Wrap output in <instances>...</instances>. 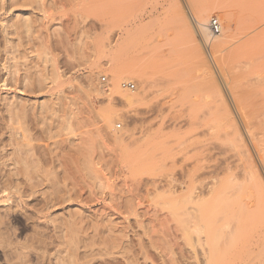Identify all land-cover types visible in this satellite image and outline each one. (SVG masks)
<instances>
[{"label": "rangeland", "instance_id": "374dc122", "mask_svg": "<svg viewBox=\"0 0 264 264\" xmlns=\"http://www.w3.org/2000/svg\"><path fill=\"white\" fill-rule=\"evenodd\" d=\"M136 1L133 8L132 5L130 6L132 9L127 6V10H124L125 8L122 10H71L68 6L64 5L63 8L60 5V7L41 11L33 8L34 4L30 8L27 6L25 9H22L23 7L15 9L28 11V16L31 14L29 17L31 30L29 28L28 37H26L28 38V94H24L25 102L22 99L16 101L18 106L21 104L26 110L27 116L22 123L26 125L21 124V127L27 128L28 146L24 144L27 141L24 142L15 135L18 130L7 129L6 132L7 127L1 124V131L6 133L2 132L0 136V172L6 175L4 179L11 175L13 184L17 185L18 189L15 188L13 196L23 197L27 199L26 202L28 201L25 214H23L24 211L20 212V209H16L14 213L16 220H12L14 221L12 232L15 237L11 234L14 241L18 238L17 243L18 241L28 242L27 251L23 250L28 254V258L26 254L24 257L28 264H56L59 259L57 256L60 260L67 257L66 253L69 252L67 248L73 253L78 250L76 259H81H77L76 262L79 264H97L98 262V264H105L103 261L106 260L111 264H115L113 260H124L123 264L127 262L129 264H203L200 247L197 246L195 251L192 250L193 248L187 243V235L190 233H184L182 226L177 224L175 217H172L171 206L174 201L171 202L172 195L168 196L171 189L169 187L168 191V185H165L163 180L168 168L162 167L158 162L157 165L153 160V163L150 162L151 164H147L148 167L146 165V168H143L141 159L137 160L138 157L141 158L138 152H141L140 130L145 109L139 103L124 106L117 101L114 89L112 91L115 81L113 71L118 66L127 67L121 73L118 84L123 81L135 84L134 91L121 88L120 90L130 94L141 92L142 85L137 78L138 75L146 76L151 81V87L147 93L149 102H153L155 100L153 97L160 94L167 99L172 98L171 103L177 105L176 108L182 106L181 109L184 112L193 109L191 113L196 111L204 115L208 113V108L211 112L218 104L219 93L217 90L213 91L215 88L211 84L206 85L207 88L210 86L211 90L205 88L204 84L208 81L204 79L207 76L202 78L200 69L191 61L189 37H182L179 34L176 36L178 32L170 4L174 8L175 5L181 6L192 20L195 10L190 3L186 0ZM158 3H162L161 6ZM204 3H207L209 7L208 23L211 18H216L221 25L220 34L217 36L229 33L232 40L237 35L238 28L236 26L237 29L232 28L237 33L232 29L223 28L221 21L223 16L238 20L255 9L250 5L251 3L248 5L247 2L243 3L244 5L237 4L240 7L234 5L231 7L229 4L230 8H228L226 5L228 3L232 5V0L231 2L205 0ZM0 17L1 20L2 16ZM233 32L236 33L235 36L230 35ZM210 36L213 37L211 33ZM211 64L214 79L217 80L222 91L225 89L224 81H228L226 79L231 74L228 75L229 66L223 67L225 70L223 68L218 70L216 65ZM131 67H135L133 74L137 78L126 77L131 73L126 70ZM55 72L59 75L56 79ZM41 75L48 78L43 90L37 87V81L40 80ZM101 76L107 77V85L102 86ZM122 76L126 79L121 78ZM104 89L106 91L103 92ZM203 95L204 98L206 97L205 100ZM198 99H201V102ZM148 115L146 117L151 119L152 113ZM11 125L13 128L16 124ZM117 135H122L124 143L117 142L115 138ZM22 142H24L23 145ZM138 154L140 155L137 156ZM7 156L9 158L4 159ZM134 158L137 160L136 163ZM25 163L28 170L25 168ZM24 171L26 172L23 175ZM27 172L29 174L27 177H30L28 179L24 178ZM224 177L223 174L219 176L221 179ZM152 182L157 186H154ZM107 185L112 189L107 190L105 187ZM241 195H239L240 198L237 195L240 205L236 202L237 204L234 205L236 208L242 207ZM245 195L246 193L242 197ZM129 198L134 203L132 206L129 204L131 202ZM128 199L129 203L126 201ZM125 204L127 207L135 205V209L133 211L130 209V212ZM1 210L3 209L0 208ZM50 218L55 223L49 221ZM73 221L76 222L73 223ZM68 223H73L72 229ZM125 227L127 228L124 229ZM74 228L78 231H74ZM116 239L120 244L115 242ZM66 242L69 243V247H66L68 245ZM94 244L97 248L93 247ZM20 251L23 252L19 249ZM111 251L114 253L112 254ZM19 252L16 250V253ZM120 253H123L122 257L126 259H121V255H117ZM84 258L86 262H83ZM90 258H93V261ZM17 260L20 263L21 260ZM17 260L14 261L17 262ZM24 262L26 261L23 260L22 263Z\"/></svg>", "mask_w": 264, "mask_h": 264}, {"label": "bare ground", "instance_id": "6f19581e", "mask_svg": "<svg viewBox=\"0 0 264 264\" xmlns=\"http://www.w3.org/2000/svg\"><path fill=\"white\" fill-rule=\"evenodd\" d=\"M130 1L132 0H50L49 2L47 0H0V16H2V19L0 20V125L3 124L7 127L5 129L6 132L7 129L10 131L12 129L16 131L18 130L15 135L21 138L24 142L28 140V136L26 135V132H28L27 128L21 127L22 125H26L25 123L22 124L25 122L27 116L25 112L26 110L23 105L21 106L20 104V106H18L16 101L17 99H22L25 102L23 99L24 94H28V38L26 39V37H28L30 28L29 17L31 14L28 16V11L15 9L18 7H23L22 9H25L27 6L30 8V6L34 4L35 7H32L41 11L49 10V8L53 7L56 8V6L60 7V5L61 7L63 6V8L68 6L71 10H122V8L127 10V6L130 7L132 5L131 7L133 8V4L137 2L136 0H133L130 4ZM203 1L205 2V0H186V2L190 3V5L194 8H191V10H195V13L192 12L194 17H192V20H190L188 14L181 6L175 5L174 8V6L170 4V9L174 12L176 30L178 32L176 33V36L180 35L182 37H189L188 41L191 44L189 48L191 61L194 62L200 69L201 75L203 74L202 78L207 76L206 79H204V81H208L204 84L205 88H207L206 85L211 84L215 88L213 89L211 86L213 91L216 92L217 90L219 93V95L218 93H215V95H218V104L216 103V109L213 108L214 112L213 110L210 112L208 110L209 108L207 109L208 113H204L205 111L203 112L204 115L199 114L196 111V113H191L193 109H191V111L187 110L188 112H184L181 109L182 106L180 108H176L177 105L175 106L171 103L172 98L168 97L167 99L160 94H156L155 97H153L155 100L153 102H149V94L147 93L150 90L151 81L146 76L138 75L137 78L133 74L135 67H131L126 70L131 72L126 77L129 79L136 77L142 85L143 90L141 89V92L138 91L133 94L120 90V83L118 84V79L127 67L123 68L122 66H118L114 68L113 71L115 81L112 91L114 89V96L118 99L117 101L124 106H130L135 103H139L144 106L145 113H143L144 117L140 130L141 152H138L141 155H137H140L141 158L138 157L137 160L139 161V159H141V164H144V166H142L143 168H146L147 164H151L150 162H152V160L155 161L156 164L158 162V164L160 163L162 167L164 166V168H168V171L166 169V172L164 171L167 174L164 173L163 180H165V185H168V191L171 189L168 195H172L171 202L174 201L171 206L173 212L172 214L174 215H172V217H175L177 224L182 226L184 233H190V235H187V243L191 248H193L192 250L195 251V247H200L202 263L264 264V0H232V5L231 3L226 5L228 8H230L229 4L231 7H240L237 4H245L247 2L248 5L251 3L250 5H252L253 8L258 9L251 10V13L248 12V15H243L238 20L236 19L237 21L234 20V18L232 20L230 17L227 18V16H223L221 20L223 28H238V33L236 30L234 31L232 29V31L236 32L237 35L234 32V34H230L231 36L236 35L234 37L235 41H233L234 39L232 40L229 33H223L220 36L212 34L213 37L210 36L211 32L208 28L209 7L207 6V3L205 4ZM228 1L231 2V0H227V2ZM155 4H157V2H155ZM131 7L130 9H132ZM165 8H167V6H165ZM167 9L170 10L169 8ZM163 55L165 56L166 54ZM179 63H181V61ZM210 63L214 64V66L216 65L218 70L219 68L228 66L231 68L232 66L231 69H229V67L228 69L226 68L228 75L230 73L231 74L226 79L228 81H224L225 84H223V87L225 85V89H222V91L220 89L221 87L219 88L216 82L217 80L214 79L215 77L212 74L213 72L211 71L212 69ZM180 66L181 65L179 64V67ZM58 76V72H55V79L58 78ZM123 77L124 76L121 78ZM126 77H124V79H126ZM39 79L40 80L37 81V87L39 90H43L48 78L45 75H41ZM197 83L199 82L197 81ZM208 89H210V86L207 90ZM201 99H198V101ZM186 105L187 104H185V106ZM206 105L207 104L205 103V107L208 106ZM148 113H152L151 119L146 117ZM12 123L18 125V128L16 125H13L14 127L12 128ZM2 128H4V126H2ZM2 132L3 130L0 132V136ZM4 132L3 134L6 133ZM121 136L117 135V137H115L117 142L120 144L124 143ZM24 142H22V145ZM24 144L28 146V141ZM8 158V156L7 158L4 157L6 160ZM137 160L135 159L134 162L136 163ZM24 165L26 168V163ZM28 168H30V166ZM26 170L28 169L26 168ZM25 172L26 171H24L23 175ZM142 172L145 173V171ZM17 173L18 172H16V175L19 176ZM27 174L28 172L24 178L27 177ZM220 174H223V176L225 175L224 179L219 178ZM5 177L6 175L1 174L0 172V208L3 209L1 210L2 212L0 211V248L1 251L4 250L3 252L0 251V264H12L14 260H21L22 258L23 259L20 263L18 260L17 262L14 261V263L23 264L22 261L24 260L26 261L24 264H26L27 260L24 259V257L25 254L26 257L28 254L27 252L24 253L23 250L28 248V242L24 241V243H20L18 241V244V238L14 241V239H12L13 237L11 238V234L13 235L12 222L16 220L14 219V213L17 211L16 209H20L21 211L18 210L20 212L24 211L23 214H25L28 206L26 203L28 201L26 202L27 199L23 197L16 198L13 196V191H15L17 185L15 186L13 184V179L11 180L10 178L11 175H9V177L7 176V179H4ZM154 183L153 185L157 186ZM105 187L107 190L112 189L109 185ZM240 192L244 194L246 193V195L242 197L244 194L241 195L242 193L240 194ZM237 195L238 197L241 195V208L240 206L238 208L234 206L237 204L236 202H238ZM182 197L184 198L182 199ZM132 198L135 199V197ZM129 199L131 200V198ZM129 199L126 200L128 203ZM238 203V205H240V202ZM126 204L125 207H129V211L130 209L132 211L135 209V205L133 207H130V205L127 207L128 204ZM129 204L132 206L134 203L131 200ZM117 208L120 209V207ZM45 209H47V207H45ZM48 210L46 211L48 212ZM218 214L219 216H217ZM25 217L26 216L24 215L23 218ZM182 218L183 221H181ZM13 219L14 221H12ZM49 221L54 222L52 219ZM76 221H73V223ZM180 222H183V225L180 224ZM68 224H70V228L72 229L73 225L71 223ZM126 228L127 227L124 229ZM76 230L74 228V231ZM120 233H122V231ZM86 235L84 236L86 237ZM126 236L124 237L126 238ZM65 239L67 238L65 237ZM65 239H63V241H65ZM26 240L28 241V238ZM77 240L76 242H79ZM119 240L116 239L115 242H118ZM69 241L72 245V240L70 239ZM54 244L56 245V243ZM66 244H68L66 247H69V243L66 242ZM96 246L97 245L93 247ZM70 248L72 249V247ZM19 249L23 252H19ZM67 249L69 251H65L67 252L66 254H68L67 257L60 260V257L57 256L59 259L58 262L55 261V263L57 262L56 264H75L77 259H81H76V257H78V250L73 253V251L71 252L69 248ZM16 250L19 253H16ZM108 251L103 250V252L106 253ZM101 252L99 254H101ZM113 253L114 252H112V254ZM99 254H97V256ZM117 255H121V259H126L122 257L123 253ZM15 256H17V258ZM101 256H103V254ZM85 260L86 259L84 258L83 262ZM87 261H89V259ZM113 261L115 264L116 261L117 264H121L122 260ZM103 262L105 264L110 263L107 260ZM76 263L79 264L78 262Z\"/></svg>", "mask_w": 264, "mask_h": 264}, {"label": "built area", "instance_id": "2783aa9c", "mask_svg": "<svg viewBox=\"0 0 264 264\" xmlns=\"http://www.w3.org/2000/svg\"><path fill=\"white\" fill-rule=\"evenodd\" d=\"M209 30L211 32V34L213 35H219L220 31H221V25L219 23V21L216 18H211L209 23ZM107 77L106 76H101V84L102 86L107 85ZM120 88L124 89V90H128V91H134L135 90V84L132 82H126L123 81L120 83ZM106 91L105 89L103 90V92Z\"/></svg>", "mask_w": 264, "mask_h": 264}]
</instances>
